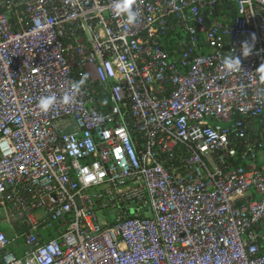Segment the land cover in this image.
<instances>
[{
	"label": "built area",
	"instance_id": "obj_1",
	"mask_svg": "<svg viewBox=\"0 0 264 264\" xmlns=\"http://www.w3.org/2000/svg\"><path fill=\"white\" fill-rule=\"evenodd\" d=\"M131 7L0 0V264H264V0Z\"/></svg>",
	"mask_w": 264,
	"mask_h": 264
},
{
	"label": "clouds",
	"instance_id": "obj_2",
	"mask_svg": "<svg viewBox=\"0 0 264 264\" xmlns=\"http://www.w3.org/2000/svg\"><path fill=\"white\" fill-rule=\"evenodd\" d=\"M114 9L117 14H124L126 16V22L129 24H132L136 20V14L132 10L131 7V0H114ZM251 52V47L248 43H244L242 45V54L244 57H247ZM223 67L227 71H234L238 70L241 67V60L236 54H230L223 58L222 61ZM85 83V80L82 78L81 80L75 82L72 85V90H78L83 86ZM56 96L54 94L52 95H46L41 96L38 101V107L42 111H48L50 108L54 106L56 103ZM72 95L68 92H66L62 97V102L64 104H69L72 102Z\"/></svg>",
	"mask_w": 264,
	"mask_h": 264
},
{
	"label": "trees",
	"instance_id": "obj_3",
	"mask_svg": "<svg viewBox=\"0 0 264 264\" xmlns=\"http://www.w3.org/2000/svg\"><path fill=\"white\" fill-rule=\"evenodd\" d=\"M226 9L230 10V9H232V6H230V5L224 6L223 12L225 14H226ZM172 35H175V33H173ZM177 38H180V36L178 35ZM176 40L177 39L175 37H172L170 40H162V44H164L165 49H167L169 51L172 49ZM262 129H264V115L261 116L259 119L255 120V122L253 124V130L250 132V135L253 139H257L258 141H260L262 143V148L264 150V131L260 134Z\"/></svg>",
	"mask_w": 264,
	"mask_h": 264
},
{
	"label": "rangeland",
	"instance_id": "obj_4",
	"mask_svg": "<svg viewBox=\"0 0 264 264\" xmlns=\"http://www.w3.org/2000/svg\"><path fill=\"white\" fill-rule=\"evenodd\" d=\"M2 218H3V216L0 215V230L5 231V233H6L7 235H9V233H8V231H7V229H8L9 227H8V225L3 221Z\"/></svg>",
	"mask_w": 264,
	"mask_h": 264
},
{
	"label": "water",
	"instance_id": "obj_5",
	"mask_svg": "<svg viewBox=\"0 0 264 264\" xmlns=\"http://www.w3.org/2000/svg\"><path fill=\"white\" fill-rule=\"evenodd\" d=\"M4 9L0 8V12H2Z\"/></svg>",
	"mask_w": 264,
	"mask_h": 264
}]
</instances>
